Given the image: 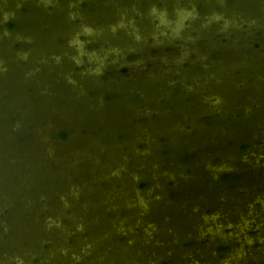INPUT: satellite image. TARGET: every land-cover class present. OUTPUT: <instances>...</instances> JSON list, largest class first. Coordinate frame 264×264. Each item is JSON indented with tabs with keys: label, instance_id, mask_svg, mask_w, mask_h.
Instances as JSON below:
<instances>
[{
	"label": "rangeland",
	"instance_id": "374dc122",
	"mask_svg": "<svg viewBox=\"0 0 264 264\" xmlns=\"http://www.w3.org/2000/svg\"><path fill=\"white\" fill-rule=\"evenodd\" d=\"M197 3L204 9H197ZM118 11L122 18L113 16ZM179 14L183 19L177 27ZM104 17L107 21L100 22ZM8 22L16 26L8 29ZM78 28L88 30L90 41L72 39ZM247 29L264 32V0H0V194L9 190L6 171L28 166L35 138L37 148L50 143L56 149L71 140H95L101 161L121 148L129 165L124 171L136 178L127 175L118 192L109 181L99 183V191H84L81 173L74 175L78 196L59 226L72 233L68 246L84 239L80 233L85 231L102 248L75 260L54 253L52 264H88L95 256H109L113 233L105 219L118 212L116 223L130 231V238L123 231L114 239L115 248L140 250L143 256L134 264H264V43H242ZM73 43L81 55L68 50ZM222 50L236 53L218 55L223 62L215 64L211 54ZM235 113L240 117L234 119ZM63 129L70 131L66 140L56 139ZM93 129L100 130L91 136ZM116 134L123 140L100 145L116 140ZM21 136L27 140L21 142ZM140 143L143 148L137 150ZM161 144L165 156L158 150ZM187 154L190 161L184 160ZM232 171L242 173L244 188L219 179ZM11 180L17 185L20 178ZM144 181L148 186L139 189ZM171 189L181 192L175 201ZM116 193L129 197L128 203L153 200L151 215L157 223L152 217L140 225L128 221ZM192 203L196 214L187 210ZM40 204L35 209L51 206ZM107 204L115 211L103 217ZM160 215L173 225L181 223L177 232L188 231L187 237L180 235L177 245L155 238L167 234ZM44 216L37 220L30 210L14 208L3 214L0 224L8 227L0 225L6 240L0 239V249L46 254L45 244L38 251L33 237L29 245H18L32 233L51 235V243L60 238L59 229L48 226L46 231ZM74 218L80 225L69 227ZM147 226L155 228L148 238L141 236ZM132 238L136 241L130 243ZM186 241L192 244L185 247ZM36 261L29 259L30 264Z\"/></svg>",
	"mask_w": 264,
	"mask_h": 264
},
{
	"label": "water",
	"instance_id": "95a60500",
	"mask_svg": "<svg viewBox=\"0 0 264 264\" xmlns=\"http://www.w3.org/2000/svg\"><path fill=\"white\" fill-rule=\"evenodd\" d=\"M183 7L188 8L189 5L186 6L184 5ZM130 10H128V13L130 12ZM115 15L118 16L119 18H122L123 16V14H121L120 11H118L117 14L115 13L113 14V16ZM182 19H183L182 14H179L176 19L177 20L176 26L179 25ZM99 21L100 22L107 21V18L104 17ZM153 21H156L159 24L158 19H156L155 17ZM157 23L156 25H158ZM125 24L126 23L124 22L123 25L126 27ZM102 25L103 27L108 26L107 23ZM159 26L160 27L163 26L162 27L163 30L166 28L165 25L159 24ZM177 27H175V29ZM77 36L87 38L89 41L91 39L89 38L90 34L88 33V30L86 28L76 29L75 35L72 39L75 40ZM74 48L71 47V49L68 50H71L73 53L76 50L78 54L81 55L79 45L77 46L75 45ZM21 139L23 140L24 136L23 137L21 136ZM89 141H91L92 143H90ZM94 142L95 140H91V139H84L83 141L71 140L68 141V143H66L63 147L59 149L54 148L53 146L50 145V143H49L50 147L49 145L42 144L40 145L39 148H37V138H35L34 142L32 144L30 143L31 151L27 155L28 166L22 171L16 172L14 169L10 171H6L5 175L8 178V181L5 186L9 188V190H7L5 194H3L2 192L0 194V214H2L3 211L8 212L12 208H14V210L21 209V211L30 210L34 218L38 220L40 219L39 215L44 213L46 217L44 216L43 218L47 220L46 223L44 224L45 225L44 227H47L46 231L48 229V226L49 229L51 227V231H55L56 229H59L57 233H60L61 236L58 240H56L55 243L54 241L53 243H51L50 239L52 238V236L47 233L41 232L38 233V235L33 233L31 235L24 234L27 236L21 237V239L18 242L19 247H22V245L23 247H25L24 246L25 242L26 244L29 245V238L31 239V237H33L34 241L32 240V242L35 241L37 242L35 244L36 247H38V251L41 244H47L48 249L45 250L46 254L45 253L41 254L38 252H29L30 250L29 248L21 250L22 253L15 251L6 252L3 251V249H0V264H30L29 259L31 258H36L37 260L36 264H48V263L52 264L51 262L54 261L52 255L54 253L56 255H58V253H62V256L64 253L69 254L70 258L72 260H75L77 258H82V257L84 258L86 256V253L90 251L91 248L94 249L102 248L101 244H99L98 241H94V238L91 237L90 235L88 237H85L84 239L81 238L79 240L77 239V241L74 242L73 246L71 247L68 246L66 244V239L72 233L67 232V230L69 229L68 227L59 226V224L61 225V222L66 217L65 216L66 212L71 211V209L74 207L73 204L75 203L76 196H78V192H79L78 186L76 184L70 183L71 179L75 177L74 175L81 173L82 179H81V185L79 187L83 188L84 191H92V190L99 191L98 184L109 181L110 189H112L115 192L121 189L119 184L128 177L127 175H130L132 181L134 182L136 181L135 176H133L132 174H127L124 171L125 167L127 166V160L123 156L121 152V148H119L120 153H115L113 152V150H111V153L108 155V158L101 161V159H99V153L96 151L94 147L95 145ZM92 148L94 149L93 151H91ZM37 154L39 155V158ZM42 158H46V159H42ZM42 162L43 165H41ZM76 163H80L81 167L74 166ZM50 164H53V166L49 170L47 169L46 166ZM42 166H44L45 169L43 171H41ZM120 173L124 174L125 176H120ZM11 177L12 178L17 177L18 179L20 178L19 183L16 185V183L12 182ZM60 180L62 182L61 185H60ZM21 181H23V183H21ZM115 184L117 185V187L114 188L113 185ZM115 195L118 196L119 194L116 193ZM118 197H119L118 200H122L123 202L122 203L123 205L121 207L126 211L124 212L125 213L124 215H126L127 218H129L128 221H131L133 224L137 223L140 225V223H143L144 219H147L148 217H152V220H154L157 223L156 219L151 215L152 213L151 207L153 204V200L148 198L146 201L143 202L140 199H135V201L128 203L127 200L129 197H126L125 199L123 195H119ZM100 200L101 199H99V201ZM41 201L44 202V204L49 202L51 206L35 209L37 205L38 206L43 205L40 204ZM110 206L111 205L109 204H107L106 207L102 205L103 210L101 211V214L103 215V217L105 216L106 213H109V211H113V210L115 211V209H111ZM216 209L219 208L216 207ZM133 210L135 211V214L130 215V211ZM187 210L196 214L197 206L192 203L191 207L187 208ZM250 211L251 208L248 207V212ZM238 213L240 214V212ZM118 214L119 212L115 214L113 217H111V219H105L106 223L104 224L105 227L106 226L110 227L113 233L112 242L114 248L113 250L108 251V252L112 251L111 254L108 253L109 256L106 255L105 258H102L101 255H99V257L97 258L95 256V259H92L91 262H89L88 264H134L133 262L137 257L141 255L143 256V254L138 249L129 250V248H127L129 252L127 251L126 253H124L122 251H119L120 249L118 250V248L121 247L122 245H119L117 248H115V246L117 245L114 244V239L120 237L121 235L123 236L124 233H125L124 236L126 237L129 236L128 238H130V231L128 229L125 230L123 229L124 231L123 233V231L117 225L119 224L116 223V221H118L117 220ZM158 219L163 223L162 226L164 228H167V234L166 237H162L158 233H156L158 237L155 238H158L163 242L172 241L173 244L177 245L176 240L179 239L178 237L180 235L181 237L182 236L187 237L188 235L187 230H186L187 232L183 231L182 232L183 234L177 232V229L180 228L179 226L181 225V223H177L173 225L172 223L169 222V220H167V218L165 217L162 218V215H160ZM76 224L78 226L80 225V219L74 218L72 219V223H71L72 226H70V224L68 225L69 227H74L76 226ZM185 225L187 227L190 226L189 224L186 223ZM1 226L5 228L8 227L5 225H1ZM145 228L144 229L141 228V234H142L141 236L144 235L145 237L148 238L149 236L151 237L154 235L153 234L155 233L154 227L147 226ZM70 231L72 230L70 229ZM2 233H0V239L2 241H6L3 240L4 237ZM135 241L136 239L132 238L130 243H133ZM93 243H95L96 245L94 246ZM125 243L126 245L130 244L128 242ZM153 245L155 244L153 243ZM159 246L160 245H158V247ZM171 250L172 247L170 246L166 247L167 253H170ZM260 255L261 257L264 256V252L260 253ZM18 257H20V260L17 259ZM258 262H261V260H259Z\"/></svg>",
	"mask_w": 264,
	"mask_h": 264
},
{
	"label": "trees",
	"instance_id": "16d2710c",
	"mask_svg": "<svg viewBox=\"0 0 264 264\" xmlns=\"http://www.w3.org/2000/svg\"><path fill=\"white\" fill-rule=\"evenodd\" d=\"M81 6L82 7H87L88 6V9L91 11V7H90V4H88V2H82L81 3ZM196 8L197 9H201V10H203L204 8H203V6H202V4H200V3H197V5H196ZM23 9V11L24 12H27L28 11V9L26 8V7H23L22 8ZM49 10H51V8H49L48 9V11ZM29 12V11H28ZM27 12V13H28ZM8 29H11V28H13V27H15L16 25H15V23L14 22H8ZM248 30V29H247ZM248 33H245V32H242V34H241V37H243L242 38V43H244V41L246 40L248 43L247 44H249V43H251V42H253V41H256V42H258V43H260V44H262L263 45V43H264V32H260V31H258V30H248L247 31ZM246 43V42H245ZM256 44V47H259V44ZM241 45V44H240ZM246 48V47H245ZM246 50L247 51H249V49H247L246 48ZM235 50L234 51H231V52H229V51H227V52H225L224 53V51L222 50V51H216V52H214V53H212L211 54V56H213L214 57V60H216V62H215V64H217V63H220V62H223V58L221 59V58H219V57H221V56H219L218 57V55H222V56H225V55H228V57H232L235 53ZM225 55H224V54ZM233 54V55H232ZM225 58V57H224ZM207 59V58H206ZM219 60V61H218ZM122 71H125L124 69L122 70ZM27 92L29 91L28 89L26 90ZM175 91V90H174ZM88 92H91V95H94L95 94V92L93 91V90H90V91H88ZM105 97H108V98H110V95L109 96H105ZM134 98H136V96H134ZM240 116H239V114L238 113H235L234 114V119H237V118H239ZM204 119H206L207 120V122L209 123V119H207V117L205 116L204 117ZM100 129H93L92 130V133H91V136H94L98 131H99ZM84 132H83V135L86 133V131L87 130H83ZM69 133H70V131H68V130H65V129H63V130H59V131H57V133H56V139H58V140H61V141H64V140H66V138L68 137V135H69ZM118 134V133H117ZM116 134V136H118L117 138H116V140H115V138L113 137H111V139L109 138V140L108 141H100L101 143H100V145H102V144H104V145H106V144H109V143H114L115 141L116 142H120V141H122L123 140V137H122V135H117ZM115 136V137H116ZM114 139V140H113ZM20 141L22 142V139H20ZM163 142V139H160L159 140V143H162ZM230 144L232 145L233 143L232 142H230ZM137 146V150H141L142 148H143V145L140 143V144H137L136 145ZM242 146V148H246V147H248L249 145H246V144H242L241 145ZM158 150L159 151H163V153L161 154L162 156H165V155H167V153H166V151L163 149V145L161 144L160 146H159V148H158ZM138 157H141V156H138ZM185 159H187V160H189L190 161V159H191V157H190V155H188L187 154V156H185V158H184V160ZM199 159H201V158H199ZM202 160V159H201ZM186 162H188V161H186ZM128 165V164H127ZM53 166V164H50V165H48V168H50V167H52ZM129 166V165H128ZM78 167V166H77ZM79 167H81V164H79ZM235 169H237V168H239V164H237V163H235V166H233ZM187 173L189 174V170L187 169ZM242 175V173H239V172H236V171H232V172H222L221 173V175L219 176V179H221V181L222 182H225L226 184L227 183H234V182H238L237 183V186H241V187H245L246 186V183L245 182H243V181H239L240 180V176ZM76 180H77V178L76 177H73L72 179H71V181H70V183H72V184H75V182H76ZM105 183H103V184H101V186H103ZM172 185V184H171ZM148 186V183L147 182H141L140 183V185H139V189H144V188H146ZM117 187V186H116ZM242 188V189H243ZM242 193V192H241ZM168 194H169V196L172 198V200H176L180 195H181V192L180 191H178V190H173V189H171V190H169L168 191ZM241 195V194H240ZM69 211H67L66 213H68ZM3 214H6V211H4L1 215H0V217H2L3 216ZM107 216H110V215H108L107 214ZM63 222V221H62ZM61 222V223H62ZM89 234H88V232H85V231H83L82 233H80V237L82 236V237H86V236H88ZM73 239L75 238L74 236L72 237ZM69 241V243L68 244H71V239H69L68 240ZM119 241H121V240H119ZM118 241V242H119ZM192 244V242H190V241H186V242H184V246L185 247H188V246H190ZM27 244H26V242L24 243V246H26ZM44 247H46L47 248V244H45V246ZM219 249H222L221 247H219ZM168 263H170V261L168 260V261H164L163 262V264H168Z\"/></svg>",
	"mask_w": 264,
	"mask_h": 264
}]
</instances>
